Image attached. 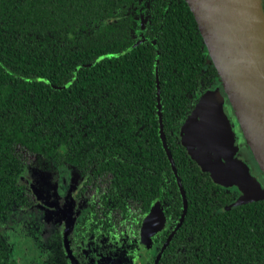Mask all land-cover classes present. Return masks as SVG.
<instances>
[{"label":"trees","instance_id":"obj_1","mask_svg":"<svg viewBox=\"0 0 264 264\" xmlns=\"http://www.w3.org/2000/svg\"><path fill=\"white\" fill-rule=\"evenodd\" d=\"M217 81L183 0H0V264H17L3 232L27 201L15 145L85 182L109 175L83 232L159 203L176 225L157 264H264V199L228 208L170 132ZM41 253L68 264L56 226Z\"/></svg>","mask_w":264,"mask_h":264},{"label":"water","instance_id":"obj_2","mask_svg":"<svg viewBox=\"0 0 264 264\" xmlns=\"http://www.w3.org/2000/svg\"><path fill=\"white\" fill-rule=\"evenodd\" d=\"M183 1L215 69L218 86L206 89L197 96L181 126L179 143L202 171H206L205 161H211L204 146L208 147V155L220 161L218 167L224 168L225 175V165L229 164V172L238 176L240 187L247 190L243 195L246 197L236 205L264 199L253 193V190L260 191L258 183L248 176L246 165L234 157L237 147L233 145V132L222 108L223 101H226L244 144L264 178V14L261 0ZM155 86L158 92L157 80ZM159 134L170 158L163 141L160 119ZM183 139L184 143L181 142ZM177 184L183 198L181 187ZM184 210L183 199L182 215ZM163 221V214L154 203L142 219L141 237L151 235Z\"/></svg>","mask_w":264,"mask_h":264},{"label":"rangeland","instance_id":"obj_3","mask_svg":"<svg viewBox=\"0 0 264 264\" xmlns=\"http://www.w3.org/2000/svg\"><path fill=\"white\" fill-rule=\"evenodd\" d=\"M260 6L263 12L264 0H261ZM214 86H218V81L210 88ZM197 96L196 94V99ZM222 108L225 112L230 109L226 101H223ZM185 118L179 126L170 131L178 138H180L181 126ZM228 121L232 130L231 126L233 124L229 118ZM236 130L237 128L234 126V130H232L233 145L237 147L234 157L240 159L246 165L248 176L258 183L260 191L257 193L256 190H253V193L258 194L256 197L260 195L264 197V178L252 160L241 135ZM184 141L185 139L181 140L182 143ZM193 145L195 146L194 142ZM204 148L206 149V156L211 159V161H205L206 167L204 169L209 172L218 186L231 192L234 190L236 196L238 193L235 200L228 204L229 207L236 205L235 203L246 197L243 195L247 190L240 187L241 183L238 181V176L229 172V168H231L229 164L225 165L226 175L228 176L226 178L224 168L218 167L221 164L220 161L208 155L207 146H204ZM191 150H194L192 146ZM14 152L25 167L24 174L19 178V182L27 189V201L25 207L14 208L3 232V237L10 246V258L15 260L17 264H45L44 257L41 254L42 238L51 227L57 224L65 236L67 242L65 250L69 255L71 264H132L138 246L137 230L123 221H114L115 224L112 230V243L114 246L104 239L96 240L83 233V237L77 243V236L75 237V234L69 235L70 230L76 226V222L82 221L80 225L83 222L85 225L90 223V211L88 205H84L83 198L86 202L92 204L96 210L98 206L97 197L106 186L107 176L92 179L80 190L84 177H81L73 168L65 166L46 167L38 164L35 155L19 145L14 146ZM213 160L216 162H213ZM129 210L133 213L137 212L135 203H131ZM81 232L80 230L79 233ZM96 232H99V230L97 229ZM130 238H132V241L129 240ZM119 240H122V246L120 247L116 246ZM156 249L157 247H154L150 250V256H153Z\"/></svg>","mask_w":264,"mask_h":264},{"label":"flooded vegetation","instance_id":"obj_4","mask_svg":"<svg viewBox=\"0 0 264 264\" xmlns=\"http://www.w3.org/2000/svg\"><path fill=\"white\" fill-rule=\"evenodd\" d=\"M264 9V8H263ZM264 11V10H263ZM144 23V22H143ZM143 23L141 24V25H143ZM225 111V110H224ZM229 111H230V109H229ZM228 111V112H229ZM228 112H225L226 113V115H227V117L231 120V122H232V124H233V126H231L232 127V130H234V126L237 128V130H236V132H239V130H238V127H237V124H236V122H235V120H234V117H233V115H232V113H231V111L228 113ZM239 134H240V132H239ZM241 135V134H240ZM236 142H237V144H238V141H237V139H236ZM239 145V144H238ZM239 149V148H238ZM248 150V149H247ZM238 152H239V150H238ZM55 168H57V167H55ZM24 174V173H23ZM22 174V175H23ZM105 176H107L108 177V180H109V175H105ZM81 177H84V176H81ZM103 177V176H102ZM96 178H98V177H96ZM95 179V178H94ZM108 180H107V183H106V186H107V184H108ZM91 181V180H90ZM90 181H86L85 182V177H84V179H83V181H82V186L80 187V190H82V188H83V186H85L87 183H89ZM105 186V187H106ZM105 189V188H104ZM104 189L102 190V191H100V193H102L103 191H104ZM226 190V189H225ZM226 191H228V192H230L233 196H232V199H231V201L230 202H232L233 200H235V198L238 196V193H237V196L235 195V192H234V190H233V192H231V191H229V190H226ZM100 193H99V195H98V197H97V200H98V204H99V200H100ZM81 201H82V198L80 199ZM83 202H85L84 203V205L85 206H87L88 205V208L90 209L91 208V206H93L92 204H89V202H86L85 201V198H83ZM87 203V204H86ZM131 203H135V202H131V201H128V206H127V216L126 217H124V219H121V216L119 215V213H113L112 214V217H110V220H111V222H112V225H111V229H110V231L108 232V234L107 235H105L103 232H102V230H101V228L99 227V225L98 226H95L93 229H92V231H91V233L90 234H88V231H87V233H86V231H82V229H81V226L82 225H84V222L82 223V225H80V223L82 222V221H80V222H76V226H74L71 230H70V236H72V234H75V237L77 236V243H78V240L81 238V237H83V234H86V235H90L91 237H93V238H95L96 240H98V239H104V240H106V242L107 243H110L111 245H113L114 246V244L112 243V230H113V227H114V221H116V220H119V221H123L124 223H126V224H128L130 227H132L133 229H135V230H137V242H138V246H137V251H136V254L134 255V257H133V260H132V264H157V262H158V259H159V257H160V255H161V252L163 251V249L166 247V245H167V242H168V240H169V238H170V236H171V234H172V232H173V228H174V226L176 225L175 223L176 222H170L168 219H166V217H165V214H164V209H163V206L161 205V204H159V203H156V205H157V207L161 210V212H162V214H163V223H162V225H161V227L159 228V229H157L156 231H154L151 235H148L146 238H142L141 237V235H140V226H141V222H142V219H143V217L148 213V211L150 210V208H151V206L153 205H151L150 207H149V209H148V211L145 213V214H143V215H141V213H140V211H139V207H138V204L137 203H135V205L137 206V212L136 213H133V212H131L129 209H130V205H131ZM233 206H236V205H233ZM232 206V207H233ZM98 207L99 206H97V209L95 210L94 209V206H93V210H92V212L93 213H95V215H96V213L98 214V215H96V218H101V216L99 215L100 214V212L98 213ZM228 208H229V206H227ZM92 212L90 211V218H91V214H92ZM181 218V217H180ZM92 219V218H91ZM90 219V220H91ZM138 219H139V225H138V227H136L135 226V224L137 223V221H138ZM180 220V219H179ZM93 222V221H92ZM57 227L58 228V230H59V232L61 233V239H62V247H63V252H64V254H65V256H66V260H67V263L68 264H71L70 263V260H69V255H68V253L66 252V250H65V247H67V242H66V239H65V236L63 235V233H62V230L59 228V226H57V224L56 225H54L53 227H51V229L45 234V236L54 228V227ZM77 228H78V230H77ZM99 230V232H96V230ZM82 231L81 233H79V231ZM96 232V233H95ZM83 233V234H82ZM82 234V235H81ZM45 236H43V238H42V241H43V239L45 238ZM129 240H131L132 241V238H130ZM72 243L74 244V241L72 240ZM69 245H70V241H69ZM116 246H122V240H119L118 241V244L116 245ZM70 247H71V245H70ZM154 247H157V249H156V251H155V253L153 254V256H150V250L152 249V248H154ZM71 249H72V247H71ZM41 252H42V245H41ZM72 252H73V250H72ZM42 254V253H41ZM43 256V255H42ZM46 264V263H45Z\"/></svg>","mask_w":264,"mask_h":264},{"label":"crops","instance_id":"obj_5","mask_svg":"<svg viewBox=\"0 0 264 264\" xmlns=\"http://www.w3.org/2000/svg\"><path fill=\"white\" fill-rule=\"evenodd\" d=\"M225 113V111H223ZM226 114V113H225Z\"/></svg>","mask_w":264,"mask_h":264}]
</instances>
